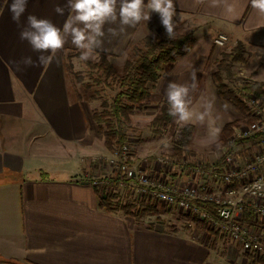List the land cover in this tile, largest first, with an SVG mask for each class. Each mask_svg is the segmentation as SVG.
<instances>
[{
  "label": "crops",
  "instance_id": "0c3cea01",
  "mask_svg": "<svg viewBox=\"0 0 264 264\" xmlns=\"http://www.w3.org/2000/svg\"><path fill=\"white\" fill-rule=\"evenodd\" d=\"M11 2L0 0V264H251L239 245L211 226L219 238L208 235L207 242L174 226L99 208L102 194L98 189L96 194L84 174L94 172L96 157L110 153L97 133L92 109L68 88L65 60L79 50L69 41L47 66L16 63L29 56L35 61L40 54L20 40L21 29L7 11ZM173 4L174 18L201 24L190 50L163 67L149 97L152 104L167 103L169 82L191 86L193 72L197 87L191 100L203 82V88L215 89L219 105L228 104L218 96L214 76L206 75L210 61L220 57L219 48L213 47L215 34L228 37L230 50L240 45L248 55L242 73L264 83L260 65L253 64L264 59V15L252 8L251 0ZM58 5L64 7L66 0H28L21 25L35 15L62 26L68 12L58 15ZM228 5L233 11H227ZM158 17L153 12L150 21L120 36L106 32L103 48L93 54L107 55L111 64L125 62ZM218 118L223 126L229 123L224 113Z\"/></svg>",
  "mask_w": 264,
  "mask_h": 264
},
{
  "label": "rangeland",
  "instance_id": "374dc122",
  "mask_svg": "<svg viewBox=\"0 0 264 264\" xmlns=\"http://www.w3.org/2000/svg\"><path fill=\"white\" fill-rule=\"evenodd\" d=\"M173 21L175 24L174 36H188L189 39L194 41V37L197 35L201 24L198 19H177L173 17ZM149 30L150 33L147 36L154 40L160 41L167 36L159 17L155 23L150 26ZM216 36H218V34H215L213 39ZM227 43L224 47H218L220 50V57L216 62L210 61V65L207 68V77L213 78L214 71L219 72L216 67L217 63L221 60V55L228 54L234 49L230 50L229 44ZM135 46L143 50V41ZM213 47L215 48L216 46L214 45ZM244 53V63H230L228 61V70L219 72L223 80L222 82H224L228 89L233 91L235 95L240 94L239 91L245 84L259 82L253 81L249 72H247V74L242 73L241 65L246 64L248 56L245 51ZM79 56V51L72 52L68 54L67 60H65L68 88H70L71 94L77 97L79 101H82L88 109L90 108L92 111L99 110L103 100L111 99L115 95L116 88L107 86L108 83H110V79H105L101 72L91 67L90 64H94L98 61L96 55L93 54L92 58L86 62L81 61ZM129 57H131V55ZM258 61L259 59H255L253 64H259L260 66L258 69L264 72V59H260L261 62ZM123 64L124 62L112 65H114L117 72L120 73L119 71H121ZM203 87L204 84L201 82L196 95L192 99L190 110L193 115L191 119L182 126L174 121L166 127L161 137L154 136L150 128V121L158 113L159 104H152V101H150L148 108L146 107L143 111L131 117L132 130L130 131L129 140L133 143L136 142V144L135 146H133V144L130 145L129 154H131V156H129L128 160L130 164L136 165V167L141 166L144 169L145 175L148 176L150 180L161 183V185L167 187L191 180L199 182L198 171H195V169L198 166L214 165V163H216L218 159H221L225 152L228 151L226 142L221 137V129L224 122H222L218 116L223 113L228 115L229 123L232 122L234 124V128L232 129L233 133L229 137V140H235L241 129L248 126L253 120L251 111L248 108L250 100L258 101L262 107H264L263 102L258 99L254 93L246 92L243 95L241 94V97L247 111L245 114H241L233 110L230 104L219 105L216 100L219 98L216 96L215 89ZM207 105H211V107L206 111ZM201 114H204L203 120L199 119ZM187 124L193 125L194 127L191 138L179 145V134ZM247 144L248 142H245V144H240L235 147L236 150L241 149L240 155L243 157H246L245 148ZM98 145L99 144H96L95 147L98 148ZM177 147L179 148V155L173 152V149H177ZM109 153L110 155L104 158L96 157V169L94 172L88 173L95 176L97 181H105L107 183L98 189L101 194L103 193L102 195L114 192V188H116V196L121 203L125 202L127 199L137 203L144 200L151 204L152 207H155L157 214L147 216L142 220L147 219L158 225H167V227L171 229L177 227L193 234L201 235L207 242L211 241V239L208 241V233L189 224L187 216L191 215H187L175 207H169L154 199L142 197L137 193L128 194L126 188H121L118 184H115V182L120 179L121 175L119 170L115 168V165L111 163L115 158L114 152ZM217 186L218 185L211 179L208 180L207 187L212 193L216 192ZM212 236L216 239L219 238V235Z\"/></svg>",
  "mask_w": 264,
  "mask_h": 264
},
{
  "label": "built area",
  "instance_id": "2783aa9c",
  "mask_svg": "<svg viewBox=\"0 0 264 264\" xmlns=\"http://www.w3.org/2000/svg\"><path fill=\"white\" fill-rule=\"evenodd\" d=\"M227 42L225 34L213 39L216 47H224ZM248 108L253 120L237 135V139L248 141L245 148L248 155L243 157L240 149L233 148L225 152L219 163L198 166L195 171H198L199 182L191 180L167 187L150 180L141 166L129 163V144L113 153L115 158L111 163L121 175L115 184L126 188L128 194L137 193L196 217L239 245L244 254L264 261V107L250 100ZM84 178L96 189L107 184L88 173ZM210 179L218 185L214 193L207 187ZM197 203L211 205L214 213L200 208Z\"/></svg>",
  "mask_w": 264,
  "mask_h": 264
},
{
  "label": "trees",
  "instance_id": "16d2710c",
  "mask_svg": "<svg viewBox=\"0 0 264 264\" xmlns=\"http://www.w3.org/2000/svg\"><path fill=\"white\" fill-rule=\"evenodd\" d=\"M143 50L137 46L130 48L131 57H127L120 73L117 72L114 65L108 62L107 55L97 54L98 61L90 64L92 68H96L105 79H110L107 86L116 88L115 95L108 100H103L99 110L92 111V119L96 124L97 133L103 138V145L109 152H116L124 144L135 146L136 142H130L131 117L143 111L150 105L151 91L155 84L161 78L163 67L174 63L178 58L184 56L193 44L188 36L177 35L169 39L167 36L158 41L146 36L143 38ZM244 50L241 46L234 48L228 54H222L221 60L217 63L218 71L228 70L227 64L244 63ZM89 65V66H90ZM219 72L214 71V80L216 82V90L218 96L232 108L241 114H245L247 109L241 97L246 92L254 93L258 99L264 104V84L253 82L245 84L239 91L240 94L228 89L227 85L222 82ZM174 118L168 114V103L163 102L158 106V113L150 121L152 134L161 137L166 127L174 122ZM234 124L227 123L221 129V137L226 142L227 150H231L237 145L245 144V139H235L230 141L229 137L233 133ZM194 130L193 125L187 124L183 127L180 134L179 145L188 141ZM177 147L173 149L174 154L179 155ZM96 194L99 193L95 189ZM197 205L213 214V208L206 203H197ZM99 208L109 213L121 212L125 216H129L136 221L142 220L147 216L157 214L155 207L146 201L134 202L127 199L121 203L118 201L116 193L109 192L101 195L99 199ZM190 225L197 229H202L208 235H217V231L212 229L206 222L196 217L187 216ZM264 264L262 258H251V264Z\"/></svg>",
  "mask_w": 264,
  "mask_h": 264
},
{
  "label": "clouds",
  "instance_id": "9594fccd",
  "mask_svg": "<svg viewBox=\"0 0 264 264\" xmlns=\"http://www.w3.org/2000/svg\"><path fill=\"white\" fill-rule=\"evenodd\" d=\"M199 2V0H197ZM217 0H212L215 6ZM28 0H12L7 4L11 19L20 27L19 38L27 41L33 52L39 53L36 60L25 57L20 62L26 67L49 65L64 46L71 44L80 52L79 59L88 61L97 49H102L107 34L116 37L124 34L127 28H134L141 21H150L151 13L159 15L162 26L169 39L174 38L175 8L173 0H66V5L56 6L58 15H68L62 26L58 27L51 20L28 15L26 23L21 25V17L27 10ZM251 6L264 15V0H251ZM0 9V14H2ZM227 11H233L228 5ZM106 25H116L108 27ZM48 53V55H45ZM197 87L195 72L192 74L191 86L169 82L166 89L168 114L178 125L189 121L193 115L190 92ZM211 105L206 106V111ZM204 114L199 116L203 120ZM255 187V185H254Z\"/></svg>",
  "mask_w": 264,
  "mask_h": 264
}]
</instances>
